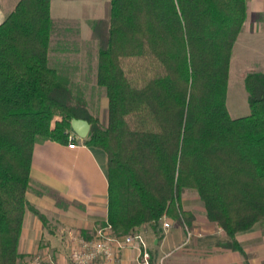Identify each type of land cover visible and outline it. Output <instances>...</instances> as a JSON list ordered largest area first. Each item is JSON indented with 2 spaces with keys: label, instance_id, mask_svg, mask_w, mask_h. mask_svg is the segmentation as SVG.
I'll use <instances>...</instances> for the list:
<instances>
[{
  "label": "trees",
  "instance_id": "16d2710c",
  "mask_svg": "<svg viewBox=\"0 0 264 264\" xmlns=\"http://www.w3.org/2000/svg\"><path fill=\"white\" fill-rule=\"evenodd\" d=\"M51 1L19 0L0 24V264L28 259L17 252L26 210L45 223L25 197L34 144L69 143L74 119L107 157L102 227L159 234L168 217L191 230L181 199L192 191L221 247L246 259L236 235L264 221V73L243 79L249 115L226 107L246 0H109L91 26L105 127L50 66Z\"/></svg>",
  "mask_w": 264,
  "mask_h": 264
},
{
  "label": "crops",
  "instance_id": "0c3cea01",
  "mask_svg": "<svg viewBox=\"0 0 264 264\" xmlns=\"http://www.w3.org/2000/svg\"><path fill=\"white\" fill-rule=\"evenodd\" d=\"M18 2L19 0H0V24ZM98 3L94 2L93 5ZM251 7L253 9H250ZM251 12L264 13V2L261 0L247 5V17ZM97 19L94 18L92 21ZM255 35L252 25L247 23L246 19L233 46L229 66L230 71L233 62L235 63L236 75L241 74L242 81L247 73L241 72L245 66L246 51L254 46L252 36ZM257 52L260 54L259 59L255 61L253 58L250 64L246 63L248 73H264V50ZM229 109L227 102V110L231 117L247 116L237 115L236 112L232 114V110ZM70 134L74 135L71 131ZM83 141L75 139L74 148H69V143L60 144L52 141H38L34 144L25 197L28 204L44 216L45 223L26 210L17 247V252L22 258H30L43 246L50 245V241L57 242L59 237L63 238L65 245L68 232L90 236L106 221L107 157L103 150L86 146ZM186 202L188 203L187 199L183 197L181 199L183 210L195 211L194 208H190L192 205L186 207ZM200 211L202 216H197L192 222V229L189 230L191 237L188 241L185 228L168 217L161 219L159 234H156L149 225L141 227L145 244L153 252L156 260L162 259V264H264V233L260 228L254 226L250 231L236 235V241L246 255L244 259L239 252L221 247L228 241L227 236L204 218L203 209ZM165 221L170 223V229L166 232L162 230ZM121 264H135V252L125 249L122 252Z\"/></svg>",
  "mask_w": 264,
  "mask_h": 264
},
{
  "label": "rangeland",
  "instance_id": "374dc122",
  "mask_svg": "<svg viewBox=\"0 0 264 264\" xmlns=\"http://www.w3.org/2000/svg\"><path fill=\"white\" fill-rule=\"evenodd\" d=\"M98 1L99 0L52 1L50 6L52 29L49 62L50 66L66 81L74 98L83 100L91 115L97 117L100 124L105 127L107 122V99L104 90L97 87L95 83L98 46L97 42L91 37L92 19H102L106 17L107 1L101 0L100 3H98ZM257 1L260 2L261 0H246L249 6L251 3L254 4ZM94 2L98 4L93 5ZM262 2H264V0H262ZM252 7L250 9H253ZM246 19L247 23L249 22L252 25L253 33L256 34L252 36V43L254 46L247 49L245 55L246 59L244 61L245 66L241 69V72L248 73V71H246V63L250 64V61L258 60L260 54L257 51L264 50V48H261V46H264L261 45L264 44L262 43L264 42V13L255 14L251 12ZM254 42L256 44H254ZM255 49L257 51H255ZM234 64L233 62L228 75L226 107L228 102L229 110H232V114L236 112L235 114L237 115H248L249 109L243 81L240 77L241 74L236 75ZM242 107H244L246 113H244L245 111ZM232 116V118H236L234 115ZM183 197L188 201V203H185L186 207L187 205H192L190 208L195 209V211L192 212L187 211L193 213L194 220L197 216L201 217L202 211L200 210H204V208L197 194L192 191H187L182 195V198ZM203 216L205 218V212ZM177 223L180 224L179 222ZM255 226L260 228L261 232L264 233V221H261ZM46 246L51 249L52 254L55 256H59V254L63 253L65 250L64 240L61 237L58 238L57 242L50 241V245Z\"/></svg>",
  "mask_w": 264,
  "mask_h": 264
},
{
  "label": "built area",
  "instance_id": "2783aa9c",
  "mask_svg": "<svg viewBox=\"0 0 264 264\" xmlns=\"http://www.w3.org/2000/svg\"><path fill=\"white\" fill-rule=\"evenodd\" d=\"M75 139H78L76 135L69 133V148L75 147ZM169 229L170 223L163 222L162 230L166 232ZM185 232L188 241L191 232L187 228ZM125 249L135 252V264H162V259L156 260L153 252L146 246L140 230L115 236L107 225L98 227L90 236L68 232L65 250L59 256L52 254L51 249L45 245L21 264H121Z\"/></svg>",
  "mask_w": 264,
  "mask_h": 264
},
{
  "label": "water",
  "instance_id": "95a60500",
  "mask_svg": "<svg viewBox=\"0 0 264 264\" xmlns=\"http://www.w3.org/2000/svg\"><path fill=\"white\" fill-rule=\"evenodd\" d=\"M70 127L72 132L76 135L78 139H86L90 126L89 124L84 120H72L70 123Z\"/></svg>",
  "mask_w": 264,
  "mask_h": 264
}]
</instances>
